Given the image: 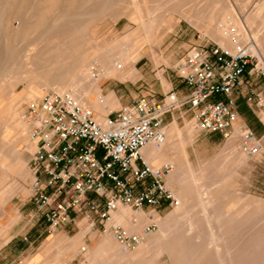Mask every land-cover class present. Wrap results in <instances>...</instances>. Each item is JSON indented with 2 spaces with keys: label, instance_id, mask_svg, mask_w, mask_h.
Returning a JSON list of instances; mask_svg holds the SVG:
<instances>
[{
  "label": "rangeland",
  "instance_id": "obj_1",
  "mask_svg": "<svg viewBox=\"0 0 264 264\" xmlns=\"http://www.w3.org/2000/svg\"><path fill=\"white\" fill-rule=\"evenodd\" d=\"M245 20L249 21L245 25L247 34L257 31L264 39V0H0V146L4 145L0 148V157L13 164L8 168L0 163V264H92L100 259L111 260L113 264H217L213 251L216 243L219 248L233 243L237 249L248 250L249 238L264 227V126L260 121L264 115V78L253 80V88L261 93L263 107H255L241 96L235 98L238 122L246 123L261 136L262 149L254 156L242 154L236 142L234 148L225 146L232 132L227 137L220 133L199 132L185 105L164 114L163 127L175 121L181 135L185 134L183 138H191L185 142L187 160L183 161L189 162L195 174L192 181L183 176L191 187L183 194L182 209L174 211V205L158 210L157 218L160 219L173 211L170 225L180 244L173 250L152 246L145 238L157 231L159 220L156 217L157 225L143 237V244L139 242L129 247L119 244L107 231H88L80 227L81 223L78 227L48 231L40 220L30 218L28 213L34 206L28 200L31 179L28 161L34 145L27 142L29 126L23 112L28 104L52 88L34 79L31 82L39 95H31L26 100L18 96L25 80L13 79L39 71L34 65L35 53L40 58L57 55L63 58L75 47L88 59L87 67L96 74L98 66H91L96 58L94 52L115 54L114 58L118 59L123 55L121 49L129 46V39L138 38L139 45L126 52L132 57L130 64L137 74L124 80L103 79L101 92L105 95L113 91L119 102L126 100L129 91H148L159 99L156 93L159 80L166 89L163 77H175L172 65L187 48L219 43L213 36L216 33L210 27L212 24L232 28L236 21ZM151 22L154 27L148 28ZM65 46L68 49L72 46L71 50ZM50 48L52 51L48 50ZM260 51L264 54V48ZM8 72L10 74L5 75ZM14 95L17 99L10 100ZM110 97L114 105L105 106L101 116L97 109L90 107L97 119L119 106L115 97ZM21 120L27 123V135L18 137L15 129ZM14 149L22 153L23 171L15 166ZM241 158L245 160L240 162ZM184 169L186 172L188 168ZM169 188L175 195L173 187ZM126 209L131 224L138 213L143 216L139 230L147 224L143 211ZM210 226L216 235L212 240L208 239ZM106 234L111 242L100 248ZM50 237L58 239L57 242L46 244ZM258 241L256 246L250 247L251 253L241 255L243 264H264V238ZM183 254L188 262L180 261L179 256Z\"/></svg>",
  "mask_w": 264,
  "mask_h": 264
},
{
  "label": "built area",
  "instance_id": "obj_2",
  "mask_svg": "<svg viewBox=\"0 0 264 264\" xmlns=\"http://www.w3.org/2000/svg\"><path fill=\"white\" fill-rule=\"evenodd\" d=\"M232 42L233 49L216 42L193 45L177 58L173 71L186 87L180 96L175 90L159 99L141 95L102 119L70 90L50 89L28 104L23 118L34 145L28 161L30 218L48 231L81 223L88 231H107L125 247L139 243L156 227L159 208L178 203L165 181L171 166H152L140 152L163 138V116L176 106H186L199 132L227 137L238 126L241 149L258 154L261 136L238 122L235 98L263 107L253 80L264 78V54L252 39L235 35ZM260 121L264 126V115ZM119 206L143 211L147 224L133 231L114 222Z\"/></svg>",
  "mask_w": 264,
  "mask_h": 264
},
{
  "label": "bare ground",
  "instance_id": "obj_3",
  "mask_svg": "<svg viewBox=\"0 0 264 264\" xmlns=\"http://www.w3.org/2000/svg\"><path fill=\"white\" fill-rule=\"evenodd\" d=\"M248 22H249L248 20H245V22L241 21V23L236 21L234 26H233V24L232 25L230 24L231 26H233L232 28H230L228 26L217 25V24L216 25L212 24L210 27L213 30V32L216 33L213 36L218 39L219 44H221L222 46H226V47L233 49L234 45H233L231 36L237 35L240 39H252V41L257 45V47L259 49H263L264 48V41H263L264 39L262 36L263 34L255 31L254 33L248 35L246 32V26H245V25H248ZM152 23L153 22L149 23V24H151V26L150 27L147 26V27L148 28L154 27V25ZM143 28H145V26ZM245 33L248 35L247 37H245ZM68 36H70V35H68ZM68 41H70V40L68 39ZM68 41L66 42V44H68ZM72 42H74V41H72ZM139 43H140V40L138 38L129 39V46L121 49L123 52V55H121L118 59L114 58L115 54H110V53H105V52L102 54H99V53L96 54V52H94L93 55L96 58L93 56L95 59L92 61L91 66H93V67L98 66L97 67L98 72L96 74L93 73L94 71L91 70L92 68L90 69V67L89 68L87 67V60L88 59L86 60V57L83 54H80L78 52L77 47H75L71 53L70 52L67 53V51H66L67 54L63 58H59L58 55H57V57L46 56L45 58H40L38 56V53L34 52L36 55L35 56L36 61L34 62L36 64H34V65L38 67L39 71L32 72L31 74H22L20 77L15 76L13 78L14 80H19V79L25 80L24 88L22 89V91L19 93L18 96H21L22 98H24L26 100H28L31 97V95L32 96L35 95V97H37V95H39V93H38L37 89L33 88L34 87L33 82H31L32 80L36 79L39 81V83H43V84H46L49 87H51L52 88L51 90H56V91L70 90L73 93V95L82 104L97 109L100 112V116H101V112H103V108L105 106L114 105V104L112 102L113 98L110 97L113 95L112 92H109L105 96L101 95V90H100V87L98 84V80L101 77H106V78L107 77H109V78L114 77V78L122 79L123 77L129 75L130 71H131V67H130L131 56H128V54L126 52L131 51V49H133V46L136 47L137 45H139ZM40 47H41V44H40ZM40 47H38V49H41ZM71 47L72 46H70V48H69L70 50H71ZM38 49H37V51H38ZM69 49L67 48V50H69ZM48 50L52 51L51 48ZM34 53H33V57H34ZM44 54H45V52H44ZM10 68H12V66ZM8 74H10V72L6 73L5 75H8ZM16 99H17V95H14L12 97V99H10V100L14 101ZM97 118H98V116H97ZM186 127L188 128L189 125H186ZM15 130H16V133H15L16 136H18V137L22 136V135L26 136L27 135V123H25V121L21 120L19 125L16 127ZM161 131L163 132V138L160 140H153V141L148 142L147 144H145L141 148L140 152H141L142 156L144 157V159L148 163H150L152 166H156L157 163L160 161H163V162H161L158 166H160L163 163H167L169 165L170 164L172 165V168H170L168 174L166 175V183H167L166 185L168 187L169 186L173 187L174 192H175L174 196L178 200V203H177V205H175L173 207L174 208L173 210L174 211L180 210L183 207V200H184L183 194L186 192V190L189 187H191L189 184V181H187V179H185L183 176L186 175L189 178L188 180H191L192 177L195 176V174L193 173L194 171H192L190 169L189 162L183 161L186 159L185 142H187V140H188V142L191 141V138H188V139L183 138V136L185 134L183 136L181 135V130L178 128L175 121H172L166 127H162ZM233 131H235V133L238 135L239 134L238 126H235ZM188 133H190V130ZM26 139H28L27 142L31 146V144L33 142L27 137H26ZM3 146L4 145H1L0 148H2ZM10 150H11V148H10ZM13 152L15 153V155L13 154V156H16L15 157V159H16L15 160V162H16L15 166L19 167L23 171V166H24L25 162H24V159L22 157V153L15 151V149ZM10 158H11V156H10ZM0 163H1V165L8 167V168H11L13 166V164L9 163L8 161L4 160L1 157H0ZM185 166H186V168H188L186 172H184L185 169L183 170V167H185ZM24 171H26V169ZM19 172L20 171H18V173ZM180 179H182V180H180ZM196 190H197V188H196ZM196 203H198V202H196ZM202 204L204 205L205 202L203 201ZM126 208H128V207L119 206L118 209L114 211L115 213L111 217L112 220L114 222L117 221V223L118 222L121 223L125 227H130L129 230L140 231L141 229L139 230L138 225L140 224L143 216L140 215L141 213H138L136 222H133L131 224L130 223L131 222L130 221L131 220L130 219V213ZM171 213H168L165 217H162V219L154 216L159 220L158 221L159 227L155 233L152 232L151 235L148 233L149 235H146L147 237L145 236V238H147V240H149L148 242H151L153 244V245L151 244L152 246L156 245V246H159L160 248L162 247V249L164 248V249H169V250H173V249L179 247V245H180L179 240H178L179 237L174 236V234L172 233L173 228L171 229L172 225H170L172 222V216H171L172 214ZM143 214H145V213H143ZM219 218H221V216ZM173 220L175 221L176 219L173 218ZM219 221H220V219H219ZM192 223H194V222H192ZM219 225H220V223H219ZM216 229H215V231H216ZM207 231L209 232L208 233V235H209L208 239L209 240L211 238L215 239L216 235L214 234V229L211 228V226L207 228ZM246 232H248V231H246ZM74 237L76 238L77 235ZM263 238H264V227L262 228V230L260 232L252 235L249 238L250 240L247 243L249 249L248 250L246 249L244 251H242L241 249H237L236 245L233 243L229 244L227 246L225 245L223 248H219L217 243L215 244V247H214V244L211 242L212 243L211 246L214 247L213 251H214V254L216 255L217 264H243L242 263L243 260L241 259V255L246 254L247 252L251 253L252 249L250 247L256 246V244L259 243L258 239L262 241ZM57 240L58 239H56L54 237H50L47 240L46 244H52V243L54 244L55 242H57ZM142 240L140 241L141 242L140 244H143ZM110 242H111V237L106 234L101 245H100V248L107 247L110 244ZM195 242H197V241H195ZM222 242H224V241H222ZM139 246H142V245H139ZM147 248H149V247H147ZM162 251H165V250H162ZM149 252H151V251H149ZM260 252H263V251H260ZM152 253H153V251H152ZM173 253L174 252H172V254ZM112 254H114V253H111V255ZM133 254H132V256H133ZM94 255H95V253H94ZM184 255L185 254H183V256H179L180 257L179 259H180V261L182 260V262L184 260H186L185 259L186 255L185 256ZM102 257H104V256H102ZM133 257H135V256H133ZM145 259H147V258H145ZM179 259H177V260H179ZM252 259H253V257H252ZM256 259L253 261H256ZM262 259H264V258H262ZM258 260H260V259L258 258ZM109 261H111V260H109ZM109 261H107L106 259H100V260H95L94 262H92V264H113V262H109ZM119 261H118V263H119ZM122 261H124V260H122ZM186 261L188 262V259ZM248 263L250 264V262H248ZM174 264H175V262H174Z\"/></svg>",
  "mask_w": 264,
  "mask_h": 264
},
{
  "label": "crops",
  "instance_id": "obj_4",
  "mask_svg": "<svg viewBox=\"0 0 264 264\" xmlns=\"http://www.w3.org/2000/svg\"><path fill=\"white\" fill-rule=\"evenodd\" d=\"M132 58V57H131ZM131 58H130V60H131ZM165 60V62H167L166 61V59H164ZM177 60V59H176ZM175 60V61H176ZM174 61V62H175ZM174 64V63H173ZM130 67H131V71H130V74L129 75H127V76H125V77H123L122 79H118V78H111V79H117V80H124V79H126V78H128V77H131V76H133V75H136L137 74V71H135L134 70V68H133V66L130 64ZM172 69H173V65H172ZM109 77H101L99 80H98V84H99V87H100V82L103 80V79H108ZM163 80L165 81V83L167 84V88L165 89L164 88V84L162 83V81L161 80H159V87L157 88V90H156V93H157V95L158 96H160V98L163 96V95H165L166 94V92H168V91H170V90H175V92H176V94L177 95H182V94H184L185 92H186V87L183 85V83L177 78V76H176V74H175V77H173V76H169V75H166V76H164L163 77ZM100 90H101V87H100ZM109 92H112V94H113V96L115 97V99H116V102H117V104L118 105H120V104H125V103H128V102H130L132 99H134V98H137V97H139V96H141V95H144V96H152L154 99H156L155 98V95L153 94V93H150V92H148V91H144V93L143 92H137V93H132V92H128L127 93V98H126V100H122V101H118L117 100V98H116V96H115V94H114V92L113 91H109ZM109 92H107L105 95H107ZM101 95H103L102 94V92H101ZM105 95H103V96H105ZM165 127V126H164ZM231 141V142H230ZM234 142H236L237 144H238V147H239V145H240V141H239V136L235 133V131H233V133H232V135L226 140V143H225V146L226 147H228V148H234L233 147V144H234ZM241 148V147H240ZM241 151V150H240ZM242 154H244L245 155V153L242 151ZM245 159L244 158H241V160H240V162H243ZM33 213V211H31V212H29L28 214L29 215H31ZM114 213L115 212H113L112 213V216L114 215ZM34 219V218H33ZM35 221V220H34Z\"/></svg>",
  "mask_w": 264,
  "mask_h": 264
}]
</instances>
